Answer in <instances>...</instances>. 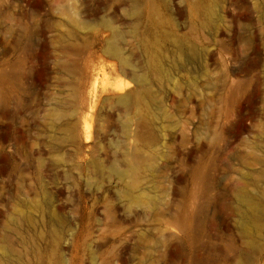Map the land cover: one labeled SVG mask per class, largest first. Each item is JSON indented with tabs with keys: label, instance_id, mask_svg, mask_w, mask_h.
Masks as SVG:
<instances>
[{
	"label": "rangeland",
	"instance_id": "1",
	"mask_svg": "<svg viewBox=\"0 0 264 264\" xmlns=\"http://www.w3.org/2000/svg\"><path fill=\"white\" fill-rule=\"evenodd\" d=\"M263 154L264 0H0V264H264Z\"/></svg>",
	"mask_w": 264,
	"mask_h": 264
},
{
	"label": "bare ground",
	"instance_id": "2",
	"mask_svg": "<svg viewBox=\"0 0 264 264\" xmlns=\"http://www.w3.org/2000/svg\"><path fill=\"white\" fill-rule=\"evenodd\" d=\"M190 55L191 56H195V53L194 52H192V50L190 51ZM262 159H263V161H264V154H263V156H262ZM263 180H264V171H263V178H262ZM255 198L259 201V203H258V201H256L255 200V202H253L252 201V203H251V207H252V212H253V218L252 219H258L259 217H260V214L262 213V209H261V205H263L264 206V187L258 192V193H256L255 195ZM251 211V210H250ZM250 215V214H249ZM250 217V216H249ZM257 222V221H256ZM8 255L9 254H5V257H6V259H7V257H8ZM9 259V258H8ZM8 261V260H7Z\"/></svg>",
	"mask_w": 264,
	"mask_h": 264
}]
</instances>
